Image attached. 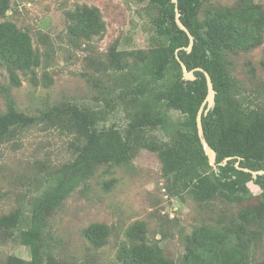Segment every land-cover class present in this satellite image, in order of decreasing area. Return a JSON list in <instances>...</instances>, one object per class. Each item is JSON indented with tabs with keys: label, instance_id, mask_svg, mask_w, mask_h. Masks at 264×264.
Returning a JSON list of instances; mask_svg holds the SVG:
<instances>
[{
	"label": "trees",
	"instance_id": "obj_1",
	"mask_svg": "<svg viewBox=\"0 0 264 264\" xmlns=\"http://www.w3.org/2000/svg\"><path fill=\"white\" fill-rule=\"evenodd\" d=\"M138 1L157 8L158 43L147 50L107 53L105 66L116 73V80L105 93L102 107L64 102L29 115L18 110L11 95L7 97V110L0 114V144L14 142L30 127L44 124L67 129L73 136V157L47 174L43 187L30 200L28 213L17 207L0 216V229H17L21 244L31 251L30 259L12 255L6 264H45L50 252L48 221L54 211L95 173L97 165L122 163L123 155L136 147L158 151L172 195L188 194L213 207L220 200L228 207L214 221L194 227L186 239L187 250L177 261L165 254L159 242H149L144 222H135L126 231L129 242L118 253L123 264H252V252L264 236V173L255 178L243 168L264 170V110L244 99L241 86L229 72L228 54L264 42V8L253 0L207 7L208 0H178L180 18L194 36L189 52L185 47L190 38L176 22L175 2ZM10 8L11 0H0V63L12 83L20 85V71L36 78L41 54L27 30L11 19H2ZM67 16L69 32L77 38L90 40L106 30L97 6L79 5ZM178 48L188 70L202 67L212 77L216 104L203 115L204 139L216 150L217 162L234 156L225 165L210 164L198 132L197 114L208 92L206 76L196 70L195 80L185 79L176 56ZM119 110L126 113L127 123L108 125ZM170 110L179 111L182 117L173 118ZM156 128L169 139L148 136V130ZM250 181L262 189L254 203ZM84 234L100 247L107 243L110 228L94 223Z\"/></svg>",
	"mask_w": 264,
	"mask_h": 264
},
{
	"label": "rangeland",
	"instance_id": "obj_2",
	"mask_svg": "<svg viewBox=\"0 0 264 264\" xmlns=\"http://www.w3.org/2000/svg\"><path fill=\"white\" fill-rule=\"evenodd\" d=\"M241 0H208L205 6L236 5ZM264 8V0H253ZM97 6L106 30L92 39L77 38L69 32L67 12L79 5ZM157 8L138 0H11L7 16L27 30L41 54L37 75L20 71V85L0 63V114L7 110V97L18 110L36 115L64 102L102 107L104 95L115 84L116 73L106 68L107 53L113 49H149L158 43ZM203 18V14H200ZM229 72L241 86L248 104L264 110V42L250 50L229 53ZM173 118L182 117L170 110ZM124 126L123 110L106 122ZM148 136L168 140L160 128ZM73 136L59 127L36 124L20 137L0 144V216L21 207L30 210V200L43 187L45 177L58 165L72 159ZM124 162L101 163L49 219V257L45 264H123L118 256L129 242L127 229L144 222L149 242H159L165 254L177 261L187 250V236L200 223L222 214L227 203L218 200L204 205L190 195H172L162 173L158 151L136 147L123 155ZM257 201L262 189L250 181ZM233 207V206H232ZM234 208V207H233ZM27 222V220H25ZM24 222V223H25ZM94 223L110 228L107 243L94 246L84 229ZM16 255L31 258L29 246L21 244L17 229H0V264ZM252 264H264V236L252 252Z\"/></svg>",
	"mask_w": 264,
	"mask_h": 264
},
{
	"label": "water",
	"instance_id": "obj_3",
	"mask_svg": "<svg viewBox=\"0 0 264 264\" xmlns=\"http://www.w3.org/2000/svg\"><path fill=\"white\" fill-rule=\"evenodd\" d=\"M176 4V22L177 24L180 26L181 29H183L189 36L190 38V45L185 47L189 52L192 50L193 45H194V36L191 33V31L189 30V28L183 23V21L180 18V11H179V7H178V0H173ZM180 48H178L176 50L177 53V59L180 61L182 69H183V73H184V78L187 80H195L197 78V76L195 75V71L196 70H201L204 72L206 79H207V86H208V92L207 95L198 111L197 114V127H198V132L200 137L202 138L204 144H205V151L206 154L208 155L209 158V162L212 166L217 167L218 165H225L228 160L232 159L234 156H228L226 157L223 161L221 162H217V152L216 150H214L213 148H211L209 146V144L205 141L204 139V125H203V115H206L209 113V111L215 106L216 104V90L214 87V83L212 80V77L210 75V73L202 68V67H197L195 69L192 70H188L186 67L185 62L180 58V56L178 55ZM240 158V157H239ZM238 165V163H237ZM239 168H241L238 165ZM246 171H250L253 173L254 177L256 178L258 174L264 173V170H251L249 168H243Z\"/></svg>",
	"mask_w": 264,
	"mask_h": 264
}]
</instances>
